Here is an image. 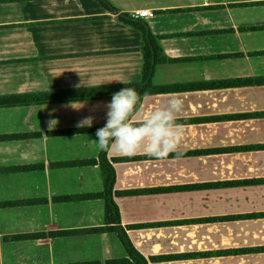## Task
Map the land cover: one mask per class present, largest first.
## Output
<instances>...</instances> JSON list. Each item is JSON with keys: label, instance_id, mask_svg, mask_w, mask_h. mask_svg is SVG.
Segmentation results:
<instances>
[{"label": "crops", "instance_id": "crops-1", "mask_svg": "<svg viewBox=\"0 0 264 264\" xmlns=\"http://www.w3.org/2000/svg\"><path fill=\"white\" fill-rule=\"evenodd\" d=\"M107 1L0 0V98L140 82L141 35L118 16L152 11L137 20L168 61L141 111L183 99V155L106 151L120 226L147 264H264V0ZM111 100L0 107V264H133L88 231L102 199H58L102 192L97 131L76 125L104 127ZM168 255L195 256L149 260Z\"/></svg>", "mask_w": 264, "mask_h": 264}, {"label": "clouds", "instance_id": "clouds-1", "mask_svg": "<svg viewBox=\"0 0 264 264\" xmlns=\"http://www.w3.org/2000/svg\"><path fill=\"white\" fill-rule=\"evenodd\" d=\"M143 97L134 89L125 87L114 93L106 105L107 121L96 132L97 139L91 140L100 151H111L122 156H134L140 153L156 159H166L175 154L176 159L183 155L179 151L184 128L177 123L178 115L183 111L184 101L177 95H170L161 106L142 112ZM86 103V102H85ZM85 103L73 102L69 106L79 111ZM50 113L49 115H53ZM94 117H86L76 125L78 128L91 127ZM59 121L50 119L48 131H53ZM47 138V135H45ZM29 153H20L21 159H27Z\"/></svg>", "mask_w": 264, "mask_h": 264}, {"label": "trees", "instance_id": "trees-1", "mask_svg": "<svg viewBox=\"0 0 264 264\" xmlns=\"http://www.w3.org/2000/svg\"><path fill=\"white\" fill-rule=\"evenodd\" d=\"M103 9L109 13L117 12L116 9L109 4L107 0H95ZM118 20L127 26L137 29L141 35L142 46L140 48V53L142 56V75L141 80L138 83L121 84V85H111V86H101L96 88L88 89H71L67 91H52L48 93H32L26 95H17L9 97L0 98V107H14L19 105H34L42 103H60V102H71V101H86L92 99H103L111 98L114 93L119 92L125 87L134 88L143 97L145 94H152L162 91V88H157L152 85V75L156 65L163 64L168 61V59L163 54L159 39L160 36L153 35L147 24L141 23L137 19H133L130 15L121 14L118 16ZM103 127L87 128L79 131H97ZM94 160L87 163H93ZM98 163L100 166V171L103 179V190L100 193L86 194L80 196H64L58 198L59 200L69 201L74 199H88V198H99L104 202V215L103 224L104 227L91 229L88 231L102 232L111 231L114 232L127 255V258L133 264H147V261L133 248L129 239L127 238L124 230L120 226L119 214L117 206L113 201V196L118 194H124L126 192H114L113 185L115 180V175L111 164L106 159V151H99ZM25 203V202H17ZM145 225H139L134 227H142ZM17 238H23L19 236ZM259 250H264L260 248ZM195 255H168V256H157L150 257L149 260L152 262L156 261H169L176 260L184 257H190ZM127 259L120 261H115L113 263H125Z\"/></svg>", "mask_w": 264, "mask_h": 264}, {"label": "built area", "instance_id": "built-area-1", "mask_svg": "<svg viewBox=\"0 0 264 264\" xmlns=\"http://www.w3.org/2000/svg\"><path fill=\"white\" fill-rule=\"evenodd\" d=\"M153 12L149 10H138L130 13V17L133 19L152 16Z\"/></svg>", "mask_w": 264, "mask_h": 264}]
</instances>
